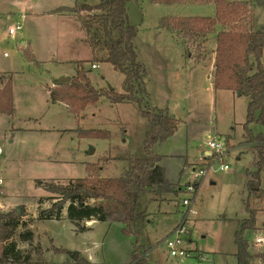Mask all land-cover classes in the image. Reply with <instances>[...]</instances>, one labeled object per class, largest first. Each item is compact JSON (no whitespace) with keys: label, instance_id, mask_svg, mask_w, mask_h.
I'll use <instances>...</instances> for the list:
<instances>
[{"label":"rangeland","instance_id":"1","mask_svg":"<svg viewBox=\"0 0 264 264\" xmlns=\"http://www.w3.org/2000/svg\"><path fill=\"white\" fill-rule=\"evenodd\" d=\"M98 1L0 0V71L6 72L0 73V84L11 76L14 109L12 115L0 114V211L17 208L22 214L25 223L12 237L23 252L20 257L31 255L29 263L22 264H128L136 240L150 249L142 255L148 264H237L234 232L238 221L247 217L244 182L246 173L255 168V154L244 145L248 142L243 126L248 98L213 88L211 63L216 32L223 29L220 24L208 35L205 58L200 61L194 47L186 49L169 30L158 27L159 19L166 16L214 17L213 3L129 0L126 4L128 22L137 28L134 45L138 60L146 70L143 105L180 112L182 122L175 133L154 149L179 154L162 166L181 186L173 184L172 191L140 195L137 211L151 212L153 217L146 222V214L140 213L144 223L137 220L131 224V229L140 230L135 236L123 234L121 223L82 220L81 224H90V228L77 232L67 218L39 215L56 197L44 190V181L67 184L83 178L88 163H98L102 177H120L127 166L126 157L142 142L146 121L132 102L111 104L102 97L76 117L64 104L52 105L48 99L49 86L60 76L74 75L81 60L93 86L121 91L123 75L109 63L92 61L76 16L51 13L60 6ZM253 17L254 29L264 26L263 7L254 8ZM16 25L20 29L9 34ZM22 42L30 46L37 65L24 58ZM92 63L96 67L92 68ZM77 127L107 129L110 136L79 138ZM248 129L254 137L264 135V125L259 122L249 123ZM214 137L225 144V152L221 160L212 162L215 154L210 153L207 141ZM186 161L199 168L212 164L199 182L193 210L184 222L189 231L183 235L188 256L182 259L169 254L164 240L171 228L182 222L187 209L182 200L190 196L184 188L196 178ZM221 164L227 169L220 170ZM259 184L264 189V162ZM255 227L258 229L245 235L252 243L254 236L264 231V202L256 212ZM25 228L35 234L31 244L18 240ZM75 254L78 261L73 260ZM253 264H264V260L256 259Z\"/></svg>","mask_w":264,"mask_h":264},{"label":"trees","instance_id":"2","mask_svg":"<svg viewBox=\"0 0 264 264\" xmlns=\"http://www.w3.org/2000/svg\"><path fill=\"white\" fill-rule=\"evenodd\" d=\"M129 0H99L95 4L81 3L73 6H60L52 14L70 13L76 15L86 35L94 63H109L123 75L121 91L114 88H97L92 85L83 65L77 62L76 73L68 81L49 86L50 103H62L68 111L79 117L90 104L105 97L111 104L134 103L146 121L141 145L134 154L126 157L127 166L120 177H102V167L98 163L86 164L87 175L70 180L67 184L44 181L42 187L55 195V201L39 211V215L60 219L63 207L67 204L66 216L77 232L86 231L82 220H96L108 224L121 223L123 234L136 235L131 223L140 217L137 211L139 197L149 190L154 192L171 191L173 184L167 179L165 170L159 165L162 156L155 153L154 145L166 141L177 130L180 119L167 109L151 108L143 105L145 98L142 86L146 70L138 60L134 39L136 26L128 22L126 4ZM152 3L175 4L187 0H148ZM197 3H213L214 17L184 16L161 17L158 27L169 30L185 45L194 47L198 60H204L207 51L208 35L216 32L217 24L223 29L216 32L213 50V88L239 92L248 98L244 129L247 141L252 143L255 154L254 170L245 176V211L247 217L239 220L234 232L237 264H253L256 259L264 260V249L246 238L248 231L255 227V215L264 202V189L260 187L259 175L264 162V135H251L248 125L259 122L264 125V26L254 29L253 10L264 8V0L228 1L193 0ZM190 50V49H189ZM24 58L38 64L30 46L23 50ZM197 60V61H198ZM93 64V63H92ZM1 77V76H0ZM11 76L0 84V114L12 115ZM75 132L79 138H109L107 129H82ZM110 160L102 157L101 160ZM38 183V182H37ZM40 185V184H38ZM21 212L16 208L0 211V264L29 263L31 255L23 253L16 240H12L17 228L24 225ZM19 242L31 244L32 232L25 228L19 233ZM39 250V248H37ZM263 249V250H262ZM146 251V250H145ZM144 249L134 247L128 264H148L143 258ZM22 258V259H21ZM77 259L76 261H78Z\"/></svg>","mask_w":264,"mask_h":264},{"label":"built area","instance_id":"3","mask_svg":"<svg viewBox=\"0 0 264 264\" xmlns=\"http://www.w3.org/2000/svg\"><path fill=\"white\" fill-rule=\"evenodd\" d=\"M20 29V25H16L15 27H12L9 29V34L13 35L16 33L17 30ZM91 67H96L95 64H91ZM207 144L210 148V153H214L215 156H213V161L221 160L222 156L225 152V144L220 142L217 138H210L207 141ZM211 163H209L207 166L205 165L204 168H199V166L193 167V172L195 175V179L189 182L184 190L190 194L189 197L184 198L182 200V204L187 207L183 220L178 226L175 227V229L172 231V233L164 240L165 246L169 251V254L173 257H182L185 258L188 256V251L185 248V241L183 239V235L187 234V229L184 226V222L186 221L189 214L192 212V203L195 200L196 193L198 191V186L201 178L205 175L207 169L211 166ZM220 170L227 169V165L221 164L219 166ZM1 183V180H0ZM194 212V211H193ZM253 243L256 246L263 247L264 246V231L260 234H256L253 238Z\"/></svg>","mask_w":264,"mask_h":264},{"label":"crops","instance_id":"4","mask_svg":"<svg viewBox=\"0 0 264 264\" xmlns=\"http://www.w3.org/2000/svg\"><path fill=\"white\" fill-rule=\"evenodd\" d=\"M52 12V11H51ZM27 15H29V12H27L26 13ZM55 14V13H54ZM74 15V14H73ZM74 16H76V15H74ZM86 36V35H85ZM24 43V46H26V43L25 42H23ZM214 47H215V45H214ZM214 47H213V50H214ZM90 51H91V49H90ZM91 54H92V52H91ZM213 56H214V54H213ZM213 58V57H212ZM211 66H212V68H213V62L211 63ZM0 73H6V72H1L0 71ZM63 76H65V75H63ZM53 84V83H52ZM47 95H48V91H47ZM48 99H49V96H48ZM52 104V103H51ZM53 104H55V103H53ZM52 104V105H53ZM182 121H181V118H180V123H181ZM179 123V124H180ZM179 124H178V126H179ZM178 128V127H177ZM246 141V140H245ZM158 145L159 144H156V145H154V147L155 146H157L158 147ZM244 145H249L250 147L252 146L251 145V143L250 142H245L244 143ZM154 147H153V150H154V152L155 153H157V154H159V155H161L162 156V158H161V160L159 161V165L160 166H162V162H164V161H168V160H170V159H175L174 157H178L179 156V154H172V153H170V154H167V153H161V152H159L158 150H155L154 149ZM204 154H209V152H206V153H204ZM172 157V158H171ZM186 164H188V165H191L192 166V171H193V163L191 162V163H189L188 161H186L185 162ZM163 167V166H162ZM164 168V167H163ZM164 170H165V173H166V168H164ZM167 176V175H166ZM167 179L172 183V184H175V185H179V186H181V184H180V182H179V180H174L173 178H171V177H169V176H167ZM187 183H189V182H187ZM178 186V187H179ZM177 187V186H176ZM183 187H181V189H182ZM179 189V188H178ZM172 191V190H171ZM148 193H153L154 191L151 189V190H149V191H147ZM143 213H145L146 214V219L144 220V221H146V222H149L150 221V219H152L151 217H153L152 216V213L151 212H147V211H145V210H143L142 211ZM142 212H140V213H142ZM62 218H67V216H66V213L64 212L63 213V215H62V217H61V219ZM68 219V218H67ZM139 221L140 223H144V221H143V219H141V218H137L135 221ZM93 221H96V220H89V221H87V223H92ZM134 222V221H133ZM90 224L89 225H87V227H88V229L90 228L89 226H90ZM132 224V223H131ZM176 226H178V224L177 225H175V226H173L172 228H171V230L169 231V234H171L172 233V231L175 229V227ZM134 232H136V235H137V233L139 232L140 233V230L139 229H132ZM31 232H32V243H33V239H34V237H35V234H34V232L31 230ZM189 231H188V229H187V233H188ZM139 233H138V235H139ZM132 236H135V234L134 235H132ZM137 241V240H136ZM22 243V242H21ZM24 243V242H23ZM137 244L139 245V246H141V247H144V245H141V244H139L138 243V241H137ZM20 247V246H19ZM145 248V247H144ZM145 253H144V255L145 254H148L149 253V248H145ZM233 254H235V251L233 252ZM235 256V255H234ZM186 258V257H185ZM182 259H184V258H182Z\"/></svg>","mask_w":264,"mask_h":264},{"label":"water","instance_id":"5","mask_svg":"<svg viewBox=\"0 0 264 264\" xmlns=\"http://www.w3.org/2000/svg\"><path fill=\"white\" fill-rule=\"evenodd\" d=\"M22 45H24V43L22 42ZM70 79V76H60L58 79H56L54 82H53V84H58V83H60V82H64V81H68ZM238 94H240L239 92H237ZM175 113L176 114H174L175 115V117L176 118H179V109H177L176 111H175ZM16 211L17 212H19V209H17L16 208ZM77 257H78V254H75V255H73V260L75 261L76 259H77Z\"/></svg>","mask_w":264,"mask_h":264}]
</instances>
